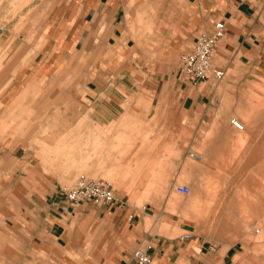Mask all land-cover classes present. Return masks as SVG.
<instances>
[{
  "label": "crops",
  "instance_id": "0c3cea01",
  "mask_svg": "<svg viewBox=\"0 0 264 264\" xmlns=\"http://www.w3.org/2000/svg\"><path fill=\"white\" fill-rule=\"evenodd\" d=\"M0 1V122H23L27 115L29 122H40L38 142L18 135L0 138V264L124 263L138 247L148 251L151 264H251L247 241L232 229L229 236L212 238L193 224L192 189L178 181L190 175L192 157L207 165L202 161L211 153L222 159L240 151L264 156V122H246L250 129L242 148L231 122H201L218 85L241 94L264 78V0H150L157 19L151 29L174 64L163 74L156 72L158 59L147 56L142 40L146 28L139 15L146 0H55L44 9L49 18L21 37L3 21L9 7ZM221 21L214 62L226 75L194 84L174 62L192 49L199 33L213 34ZM147 91L159 98L173 91L180 122L171 117L110 122L123 116L127 101L132 108ZM86 112L109 122H76ZM48 126L55 129L43 135ZM58 143H71V159H82L85 152L91 174L112 172L121 182L119 167L129 165L138 204L114 188L115 202L71 206L62 193L68 187L63 176L76 170L63 169L62 151L56 162L48 157L47 146L56 149ZM126 143L134 148L120 157ZM178 184L188 186L190 194L175 190ZM258 195L264 198L263 189ZM243 204L256 210L254 202Z\"/></svg>",
  "mask_w": 264,
  "mask_h": 264
},
{
  "label": "rangeland",
  "instance_id": "374dc122",
  "mask_svg": "<svg viewBox=\"0 0 264 264\" xmlns=\"http://www.w3.org/2000/svg\"><path fill=\"white\" fill-rule=\"evenodd\" d=\"M55 2V0H7L5 6L9 7V9L3 21L13 24V32L16 35L22 36L28 29L34 32L33 29H37L49 18L47 13L44 14V9L47 11L51 6L55 5ZM40 9L41 12H39ZM152 10L154 11V9L150 8V0H146L143 5V12L139 15V23L146 28L142 30V40L144 41V48H147V56L158 59L157 69L160 70L156 72L163 74L165 71H169L174 64L165 51V47L161 46L162 43L160 44L157 41L158 37L156 35L158 32L151 29L152 26L157 24L156 15L154 14L155 17L152 15ZM15 41L18 45L22 44L21 38H17ZM152 49L155 51L153 54H151ZM2 53L6 55V51H2ZM149 58L148 66H150ZM179 61L180 57L174 62L175 65L179 66ZM148 68L150 70L151 67ZM247 85V90L243 89V93L241 94L231 93L230 87L224 88L225 91H222V88L218 85V95L213 97L212 102L207 105V114L204 120H201V122H232V120L237 119L243 122L245 124L244 130L236 131L240 137L239 148L244 147L246 140H248V133L246 131L250 129V126L246 122H256L258 120H260L259 122H264V78L250 82ZM147 92L148 96H145L140 101L137 100L135 104L133 103L132 108L134 110L127 101L126 111L123 116L119 120H112L110 122H169L168 118L170 117L171 121L180 122L181 119L179 120L177 110V107L180 106V101L173 91L168 92L162 98L154 97V91ZM152 102L155 109L154 112L151 110ZM2 106L3 104L0 103V108ZM172 107L175 110H167V108ZM253 107H255L254 110H252ZM28 117L27 115L26 121L23 122H0V138L5 139L9 137L14 139L18 135L20 139L28 137L32 141L38 142L37 132L40 122H29ZM76 122L109 121L104 120L99 113L90 118L86 112L80 115L79 120ZM47 124H55V122H47ZM54 129V126L43 127V135H49L50 131ZM255 129L257 130L258 128ZM53 145L55 146L56 144L54 143ZM57 145L56 149L55 147L50 149L51 146H47L49 148L48 152L50 151L48 157H52L49 161L51 163L58 161L60 155L57 154L62 151L61 156L63 157L60 162L63 163V169L65 171L76 170V174H66L63 176L64 185L71 187L82 175L109 179L113 182L116 190H120L122 194H129L131 203L138 204V190L136 192L132 190L135 182L129 174L131 170L129 165L126 163L120 165L119 178L121 177L122 181L119 182L118 178L116 179L118 175H114L112 172L110 174L89 173L86 169L87 159L85 152L80 154V156H84L82 159H71V143L62 145L58 143ZM73 145L76 146V144ZM95 145L97 146V144ZM134 145V143L124 144V147L120 149L119 156L124 157L129 155ZM80 146L85 147L86 144L83 143ZM194 150L200 151L197 147H194ZM211 156L202 161L207 165H198L192 157L190 175L186 176V179L178 181L188 184L192 189V192L190 190L191 194L189 193L190 195L188 196V204L190 205L192 218L196 219L193 224L212 238L215 236L220 237L221 234L229 236L230 229H232L235 236L239 234L240 241H242V238L247 241L246 244L252 252L251 264H264V198L260 199L258 197V189L260 191L263 189L264 192V173L262 172V167H264L263 153L255 152L250 154V152L240 151L239 154L236 152L233 156L229 155L223 159L220 156H216V153H211ZM97 157L96 152L95 158ZM248 158L250 162L249 160L246 162ZM222 162L233 165L221 166ZM230 169L234 170L235 174H230ZM236 171H238V175ZM147 177L150 176L147 175ZM128 179H130L129 184L126 182ZM246 187L255 189H246ZM174 189L177 190V185L174 186ZM151 193L150 191H145L146 195H150ZM161 193L165 195L169 192ZM247 200L254 202L255 211L248 210L243 204ZM170 210L175 211L173 207ZM227 239L230 240L228 237ZM236 239L234 238L232 241H236Z\"/></svg>",
  "mask_w": 264,
  "mask_h": 264
},
{
  "label": "built area",
  "instance_id": "2783aa9c",
  "mask_svg": "<svg viewBox=\"0 0 264 264\" xmlns=\"http://www.w3.org/2000/svg\"><path fill=\"white\" fill-rule=\"evenodd\" d=\"M223 28L224 23L221 21L215 25L213 34L199 33L192 49L180 56L178 69L184 78L194 84L209 77H213L216 80L224 78L226 70L220 66H215L214 62L216 58V46L223 35ZM241 123L236 119L232 121V124L240 129L242 128ZM177 190L184 194L190 193V189L186 185H177ZM62 193L71 206H76L84 201H93L95 203H112L116 201L113 182L105 178H93L85 175L80 176L78 181L71 187L63 188ZM120 204H125V202L120 201ZM151 263L152 258L148 251L142 247H138L126 262L112 264Z\"/></svg>",
  "mask_w": 264,
  "mask_h": 264
},
{
  "label": "bare ground",
  "instance_id": "6f19581e",
  "mask_svg": "<svg viewBox=\"0 0 264 264\" xmlns=\"http://www.w3.org/2000/svg\"><path fill=\"white\" fill-rule=\"evenodd\" d=\"M234 120H235V119H234ZM236 120H237V119H236ZM232 121H233V120H232ZM239 121H240V120H239ZM240 122H241V121H240ZM231 123H232V122H231ZM241 124H242V128H241V129L235 127L233 124H232V125H233L237 130H244V124H243V123H241ZM108 180H109V179H108ZM77 181H78V179H77ZM77 181H76V182H77ZM110 181H111V180H110ZM76 182H75V183H76ZM111 182H112V181H111ZM75 183H74V184H75ZM114 188H115V187H114Z\"/></svg>",
  "mask_w": 264,
  "mask_h": 264
}]
</instances>
